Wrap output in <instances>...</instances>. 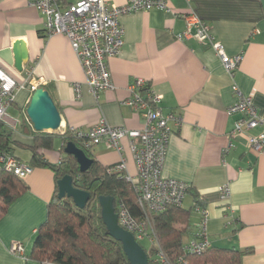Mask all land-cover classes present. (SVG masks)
<instances>
[{
  "label": "crops",
  "instance_id": "crops-1",
  "mask_svg": "<svg viewBox=\"0 0 264 264\" xmlns=\"http://www.w3.org/2000/svg\"><path fill=\"white\" fill-rule=\"evenodd\" d=\"M61 1L67 6L80 0ZM104 1L116 6L126 2ZM167 2L175 15H197L211 28L229 58L240 56L232 75L205 44L193 39L177 41L176 35L185 30L178 16L156 9L136 12L120 18L123 45L107 61L112 88L96 101L67 37L46 36L44 16L27 0H0V67L17 83L39 79L52 88L51 97L61 117L56 131L60 135L70 128L86 132L100 121L113 128L139 130L142 120L123 103L129 99V85L142 79L161 96L162 114L179 120V126L169 122L172 134L162 176L190 186L180 207L189 220L185 244L198 232L200 217L193 207L199 202L207 212L205 228L211 247L250 250L241 257L240 264H264V151H251L247 135L231 136L233 124L241 116L227 115L235 101L233 84L244 96H251L258 114L264 115V0ZM17 41H22L27 51L20 72L14 67L12 50ZM75 84L79 85V98ZM29 99L27 90L16 92L8 110L14 105L22 113ZM8 110L5 129L14 141L31 146V138L17 130L20 119L11 118ZM258 132L256 129L248 134ZM229 143L232 147L223 153ZM121 147L119 153L99 144L90 149V154L104 167L124 159L125 174L135 178L136 166L128 142L123 140ZM60 148L57 139L53 150H39V154L55 165L63 157ZM12 154L28 165L29 150L12 146ZM22 183L26 189L0 217V264H41L31 252L55 191L54 173L32 168ZM225 184L230 195L222 200L219 188ZM15 242L23 245L25 257L9 252Z\"/></svg>",
  "mask_w": 264,
  "mask_h": 264
},
{
  "label": "built area",
  "instance_id": "built-area-1",
  "mask_svg": "<svg viewBox=\"0 0 264 264\" xmlns=\"http://www.w3.org/2000/svg\"><path fill=\"white\" fill-rule=\"evenodd\" d=\"M27 4L41 13L45 18L46 36L63 34L69 40L70 46L83 71L85 83L90 94L97 101L99 95L112 88L108 59L115 57L123 45L124 30L120 18L136 12H148L153 9L175 15L167 0H126L122 6H116L104 0H80L64 6L60 0H27ZM185 24V30L176 35L177 41L193 39L205 44L220 59L224 70L232 75L240 56L229 58L223 45L216 40L211 28L202 22L193 12L175 15ZM41 80L28 78L24 83H17L14 78L0 67V124L4 125L7 110L15 99V94L27 90L29 95L44 86ZM76 97L80 96L79 85L73 86ZM235 101L228 107L227 115H240L234 122L231 136L247 135V146L254 153L264 151V115L258 114L252 103L251 96H244L235 84L232 85ZM129 99L123 105L130 108L142 120L139 130L113 128L100 121L88 131L82 132L70 128V133L81 142L84 149L104 144L107 148L121 152V142H128L136 166V177L125 174V160L107 168V173L121 174L133 185L137 194V205L142 215L134 218L121 204L118 205L117 222L125 231L131 233L138 244L147 242L151 248L158 249L156 261L166 264L163 253L158 248L157 237L153 228L152 217L163 213L170 207L180 208L190 186L184 182L164 178L162 169L167 146L172 134L170 121L179 126V120L173 115H163L159 106L161 96L156 95L142 79H136L129 85ZM259 129L256 135H250L252 130ZM232 144L229 143L223 153ZM0 169L18 179L23 180L31 168L17 161L7 153L0 154ZM222 200L230 195L228 184L219 188ZM200 221L198 232L188 240L183 249L186 253L200 256L209 247L206 233V210L199 205L193 207ZM9 252L19 257L24 256L21 243H12Z\"/></svg>",
  "mask_w": 264,
  "mask_h": 264
},
{
  "label": "trees",
  "instance_id": "trees-1",
  "mask_svg": "<svg viewBox=\"0 0 264 264\" xmlns=\"http://www.w3.org/2000/svg\"><path fill=\"white\" fill-rule=\"evenodd\" d=\"M61 4L63 2L60 0ZM50 95L52 88L42 86ZM20 122L21 132L31 138V146H25L12 139L10 131L0 124V154H12V146L25 148L30 151L31 158L28 166L32 168H46L54 173L55 184L64 176H69L72 186L87 192L90 201L83 210L77 209L72 200L59 199L55 191L47 205L45 221L37 230L33 241L31 257L41 264H128L122 251L121 244L107 234L101 216L98 198L110 196L114 198L115 212L118 205H123L136 219L142 215L137 205V194L133 185L118 173H107V168L98 163L69 130L59 133L36 132L22 112ZM61 143L62 158L58 164H51L45 160L39 150H53L55 140ZM73 143L81 149L87 158L92 160L90 168L81 173L75 159L65 155L63 150L67 143ZM26 189L21 179L4 172H0V217ZM195 205L202 206L199 202ZM153 228L156 233L159 250L163 253L166 264H240L241 257L251 253L250 250L238 251L234 249H219L209 247L200 256L188 254L183 247L186 242L188 218L181 208L170 207L163 213L152 217ZM182 226L176 228L175 226ZM145 251V250H144ZM146 252V251H145ZM148 264H161L156 261L158 249L146 252Z\"/></svg>",
  "mask_w": 264,
  "mask_h": 264
},
{
  "label": "water",
  "instance_id": "water-1",
  "mask_svg": "<svg viewBox=\"0 0 264 264\" xmlns=\"http://www.w3.org/2000/svg\"><path fill=\"white\" fill-rule=\"evenodd\" d=\"M14 67L17 71L22 70V65L27 58L25 44L17 41L13 45ZM25 115L36 132H56L61 126V117L51 95L43 88L38 87L30 96L25 108ZM65 155L72 156L81 173L86 172L92 160L87 158L84 152L75 144L69 142L63 150ZM58 198L71 199L74 206L83 210L90 201L87 192L75 189L69 176H64L56 182ZM101 220L106 227L107 234L121 244L122 251L128 264H148V256L144 249L136 242L133 235L123 230L117 222V214L114 208V198L100 196L98 198Z\"/></svg>",
  "mask_w": 264,
  "mask_h": 264
},
{
  "label": "rangeland",
  "instance_id": "rangeland-1",
  "mask_svg": "<svg viewBox=\"0 0 264 264\" xmlns=\"http://www.w3.org/2000/svg\"><path fill=\"white\" fill-rule=\"evenodd\" d=\"M25 108L26 106L23 108V112H25ZM8 114L10 115L11 118L13 119H20L21 121V117L22 116V113L19 111V109L17 107H15L14 105H12L10 107V109L8 110ZM26 116V115H25ZM27 118V117H26ZM28 120V119H27ZM22 130V128L20 127V124L17 126V130ZM50 133H57V132H50ZM23 134V133H22ZM24 135V134H23ZM13 136V135H12ZM140 246L146 251V252H149L150 251V246L147 242H142L140 243Z\"/></svg>",
  "mask_w": 264,
  "mask_h": 264
}]
</instances>
